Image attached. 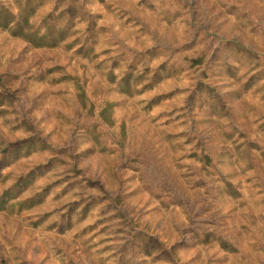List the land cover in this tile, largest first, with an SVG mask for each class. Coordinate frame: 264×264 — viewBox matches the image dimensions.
Here are the masks:
<instances>
[{
    "label": "rangeland",
    "instance_id": "374dc122",
    "mask_svg": "<svg viewBox=\"0 0 264 264\" xmlns=\"http://www.w3.org/2000/svg\"><path fill=\"white\" fill-rule=\"evenodd\" d=\"M0 264H264V0H0Z\"/></svg>",
    "mask_w": 264,
    "mask_h": 264
},
{
    "label": "trees",
    "instance_id": "16d2710c",
    "mask_svg": "<svg viewBox=\"0 0 264 264\" xmlns=\"http://www.w3.org/2000/svg\"><path fill=\"white\" fill-rule=\"evenodd\" d=\"M14 15L12 13L8 14V19L5 21V25H10L13 22Z\"/></svg>",
    "mask_w": 264,
    "mask_h": 264
},
{
    "label": "crops",
    "instance_id": "0c3cea01",
    "mask_svg": "<svg viewBox=\"0 0 264 264\" xmlns=\"http://www.w3.org/2000/svg\"><path fill=\"white\" fill-rule=\"evenodd\" d=\"M13 14V13H12ZM14 15V14H13ZM14 20H13V22L12 23H14V22H17L18 20H19V17L18 16H15L14 15V18H13ZM14 38H20L21 36H18V35H12Z\"/></svg>",
    "mask_w": 264,
    "mask_h": 264
}]
</instances>
